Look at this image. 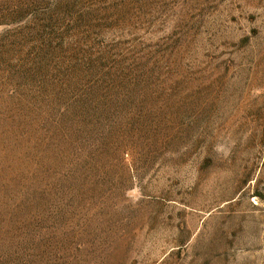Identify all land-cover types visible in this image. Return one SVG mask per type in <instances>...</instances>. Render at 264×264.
Listing matches in <instances>:
<instances>
[{
  "label": "rangeland",
  "instance_id": "374dc122",
  "mask_svg": "<svg viewBox=\"0 0 264 264\" xmlns=\"http://www.w3.org/2000/svg\"><path fill=\"white\" fill-rule=\"evenodd\" d=\"M0 264H264V0H0Z\"/></svg>",
  "mask_w": 264,
  "mask_h": 264
}]
</instances>
